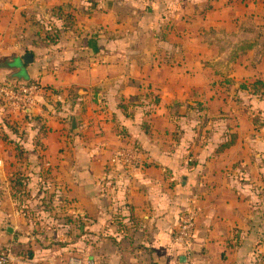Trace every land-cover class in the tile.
Instances as JSON below:
<instances>
[{
	"label": "crops",
	"instance_id": "crops-1",
	"mask_svg": "<svg viewBox=\"0 0 264 264\" xmlns=\"http://www.w3.org/2000/svg\"><path fill=\"white\" fill-rule=\"evenodd\" d=\"M240 1L230 18L228 0H0V82L44 87L26 112L0 104V250L24 245L6 196L15 163L44 179L61 216L77 217L100 264H264V57L248 62L249 40L215 46L222 29L264 20L263 2ZM226 47L236 59L213 77ZM206 102L217 112L196 129ZM121 146L139 168L112 161ZM189 205L197 217L182 263L173 235ZM12 251L11 264L58 261Z\"/></svg>",
	"mask_w": 264,
	"mask_h": 264
},
{
	"label": "rangeland",
	"instance_id": "rangeland-1",
	"mask_svg": "<svg viewBox=\"0 0 264 264\" xmlns=\"http://www.w3.org/2000/svg\"><path fill=\"white\" fill-rule=\"evenodd\" d=\"M239 1L228 0V3H232V8L228 13L230 18L244 12V7L238 4ZM243 1L240 2L243 3ZM244 2L251 6L252 0H245ZM261 2L264 3V0H255L256 4ZM223 12L224 16L227 12ZM248 29H251V31H247ZM222 30V33L217 37L219 41L215 45L216 47L220 49L221 45L228 47L229 44H232L231 47L233 48V44H237L239 47L242 42L249 40L254 42V46L248 52L250 56L248 62L254 63V65L261 62L260 59L264 57V20L246 18L244 21H240V24L237 23L236 26L233 24ZM227 47L220 54V59L212 58L213 61H210L213 65L211 67V76L214 77L213 71L218 72V77L225 76L223 78H226L229 74V70L232 68L231 61H235L236 58L234 53L228 50ZM170 60L173 61L174 58L171 57ZM197 90H201L200 87ZM42 91L40 90L37 94L36 103ZM204 106L206 109L200 113V118L195 121L196 129L200 127L201 121H206L207 116L212 115V112L214 114L217 112L218 104H213L209 110L207 102ZM12 124H7L5 129L7 132L12 131L9 130L10 127L12 128ZM218 126L220 127L219 124ZM0 131L2 132L3 130L0 128ZM5 135L8 136L6 133ZM13 147L17 149L18 153L23 150L19 144H10L9 152H13V154L15 153ZM17 157L18 155H16V159ZM19 159L21 160L22 157L19 156ZM16 162H18V159ZM20 163L24 165L25 162L21 160ZM26 163L29 165V162ZM9 165H7L8 171L6 173V196L8 202H10V199L12 203H15V214H19L21 219H17L13 226L17 228V233L24 238L22 247L18 246L19 243L16 241L12 242L11 246L14 253H20L23 258H26L29 253L40 249L45 250V252L58 259L57 263L54 264H68L70 260H80L82 263L91 260L94 264H100L98 260H94L92 255L93 239L88 236L82 238L83 233L79 231L77 217H74L70 212L68 215L64 213L63 216L59 214L60 210H56L58 208L55 206L59 204L58 200L47 197L50 193L47 194L45 192L47 189H43L45 184L42 185V182L44 179L40 178L38 180L29 176L30 167L28 166H21L19 169L17 166L15 167V163H10ZM17 182L21 184L22 191L18 192L19 187L14 188V184ZM68 218H70V223L67 221ZM81 232H83L82 229ZM38 260H42V257L38 258Z\"/></svg>",
	"mask_w": 264,
	"mask_h": 264
},
{
	"label": "built area",
	"instance_id": "built-area-1",
	"mask_svg": "<svg viewBox=\"0 0 264 264\" xmlns=\"http://www.w3.org/2000/svg\"><path fill=\"white\" fill-rule=\"evenodd\" d=\"M42 85L37 81L21 84L0 82V104H4L12 113L26 112L36 105V97ZM121 159L123 165L132 169L140 167V161L132 151L120 149L113 155L112 161ZM197 210L193 206L185 207L179 217V223L173 235V243L181 251V254L189 260L191 258V246L195 232ZM16 260L10 250L0 251V264H11ZM68 264H94L93 261L80 262L70 260Z\"/></svg>",
	"mask_w": 264,
	"mask_h": 264
},
{
	"label": "trees",
	"instance_id": "trees-1",
	"mask_svg": "<svg viewBox=\"0 0 264 264\" xmlns=\"http://www.w3.org/2000/svg\"><path fill=\"white\" fill-rule=\"evenodd\" d=\"M37 81V80H35V79H31V80H29L28 82H30V81ZM38 82V81H37ZM8 83V82H7ZM26 83V82H25ZM10 84H14V85H17V83H10ZM255 84L257 85V89H259V90H261V92H260V94L264 97V84H262L261 82H255ZM42 88H44V87H42ZM253 123L255 124V125H259V122H258V120L256 119V118H253ZM260 125L261 126H264V121L263 122H261L260 123ZM235 141H236V134L235 133H232L229 137H228V139H226L225 141H223V142H221L218 146H217V148L215 149V153H221V152H223L224 150H226V149H228L229 147H231V146H233L234 145V143H235ZM131 144H138V143H136V142H134V143H131ZM122 149H124V150H128V147L127 146H123V147H121ZM131 148V147H130ZM133 154L134 155H136V153L134 152V149H133ZM13 186V185H12ZM15 187H19L18 188V192L19 191H22L21 190V184L19 183V182H17V183H15L14 184V188ZM64 220H65V218H63ZM70 218H68L67 219V221L70 223V220H69ZM6 250H10V251H12L13 250V248H6V249H2V250H0V251H6ZM13 252V251H12ZM18 254H20V253H18Z\"/></svg>",
	"mask_w": 264,
	"mask_h": 264
},
{
	"label": "water",
	"instance_id": "water-1",
	"mask_svg": "<svg viewBox=\"0 0 264 264\" xmlns=\"http://www.w3.org/2000/svg\"><path fill=\"white\" fill-rule=\"evenodd\" d=\"M23 63L24 64H30L33 62V57L32 54L30 52H26L21 56ZM8 232H10L11 230L8 228L7 230ZM186 261V258L184 256L180 257V262L184 263Z\"/></svg>",
	"mask_w": 264,
	"mask_h": 264
}]
</instances>
